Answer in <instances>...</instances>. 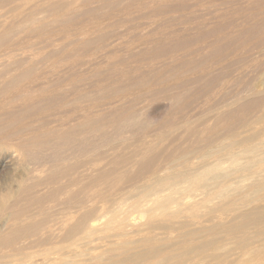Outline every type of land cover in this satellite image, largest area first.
<instances>
[{
	"label": "rangeland",
	"instance_id": "374dc122",
	"mask_svg": "<svg viewBox=\"0 0 264 264\" xmlns=\"http://www.w3.org/2000/svg\"><path fill=\"white\" fill-rule=\"evenodd\" d=\"M246 1L248 2L246 3ZM250 1L252 2L253 0ZM250 1L4 0L2 3L0 2V35L1 33H6L8 36L7 40L0 43V70L6 71L7 69L6 74L3 71H1V73L3 72L4 74L0 73V87H3L2 89L0 88L2 90H0V123L2 127H4L1 128L0 125V133L3 134L2 136L0 134V138L2 139L3 137L5 139H0V142L7 143L12 140L11 143H20L21 141V143H25L24 146L27 149H31L30 146H32V152H35V154L33 153L32 155H35L38 159L40 157L39 160L37 159L38 162H40V160L46 161H42V163L40 162L39 164L37 162L38 165H36L34 164L37 161L36 158L32 160L30 164L33 163L37 171H39L40 166L42 170L45 169L46 166L50 167L54 165L56 167L58 165H66L67 170L70 165L67 170L68 173L64 172L63 176L61 173L54 179V186H56V184L63 185L60 190L61 194L66 191L67 186L69 189L72 187L77 188L80 186L79 183H81L82 180L83 182L85 181L84 179H77L78 185H75L73 181L70 182V179L75 176V172H77L79 168L82 169L83 167H87L90 170L95 169V167L99 165L105 164L107 167L114 165L112 162H115V160L111 154H114V156L118 155V159L116 160L120 162L121 156L127 158V160L122 159L123 164H119L117 163L118 161H116L115 164H117V167H126L128 169L133 166L135 158L137 159L138 157L135 156L136 153L134 152H136L142 144V139H140V137L144 138L143 140H151L155 145L161 143V145L166 148V150L162 148L163 151L159 154L161 155V153H163V156L161 155L163 158L167 154V149L173 150L177 144H182L179 130L186 124H196V127L200 130L201 128H206L208 124V127L211 126L215 121L213 116L216 115H226L225 119L222 117L221 120H219V122L221 121L218 123V125H221L219 127H222L225 123L222 119L227 122V120L237 121L242 118L243 115H245L246 118L254 117L258 109H253L249 111V113H246L244 110L242 112L240 108L241 105L246 102L254 101L256 98L260 97L259 95L263 96L264 94H262L264 91V14L256 13L257 11L255 12V8L259 7L260 4H264V2L260 3L262 0H256V2L253 1L251 3ZM255 4L257 5L255 6ZM229 5L230 7H228ZM247 5L251 7L254 6V8L252 7V9ZM51 7L54 11L49 10ZM39 9L40 11L38 12ZM42 12H45V14L42 15ZM46 12L49 14H46ZM45 15L47 16L45 17ZM32 17L34 19L36 18L34 22H32L34 20ZM40 18L45 20H40ZM254 25L259 26L260 32L257 31L253 33V35L250 29L253 28ZM239 39L243 40L241 41ZM224 44H226V48H224ZM216 45L220 48L221 52H218L220 55L211 59L209 56H211L214 49H217ZM164 48L167 51L164 50V52ZM157 49L158 52H156ZM226 52L229 54L227 53V55H225ZM193 64H196V67L192 66ZM191 66L195 68L186 71L187 73H179L176 78L175 76H173L174 78L171 77L172 72H177L181 68V70H184V67L192 68ZM25 73H27V75H25ZM19 74H22V77L19 76ZM158 77H161L159 78L161 80H159ZM10 78L13 79L11 80ZM167 78L169 80H167ZM15 79L18 82H14ZM12 81L14 82L13 84ZM221 81L223 82L221 83ZM133 82H135L134 85ZM7 84L13 86L9 87ZM116 88H118V90H116ZM249 89L252 91H249ZM30 91L34 92L30 93ZM176 91L178 93L179 91L182 92V94L179 93V95H181V97L183 95L184 97H182L184 101L179 105L180 107H177L175 102H172L174 99H171L174 94H177ZM169 92H172L173 95L172 93H170V95ZM24 93L31 94L33 97L31 95V97L25 95ZM22 94H24V96ZM162 95L165 96L162 97ZM48 98L49 100H47ZM22 99L26 102L25 104H27L28 108L34 106V109L26 110L27 107L23 108L25 104H23L24 102ZM40 99L41 101L39 102ZM44 99L46 101H44ZM36 101L39 103H36ZM168 101H171L174 105H171ZM108 102H112V105H104ZM21 103L23 104V111H26L23 113L24 116L21 113L22 110H18L20 106H22ZM112 107L114 108L111 109ZM101 108L104 109L102 110V114L108 111L107 114H105L108 116L105 117L103 114L101 121L97 120L98 122H96L95 120V124L91 118H93L92 116L96 115V113H101ZM118 109L124 111L122 112L123 114H125V111H129L125 115L132 113L131 115L134 114L138 116L140 113H143L137 120L138 125H141V127L137 124L129 125V127L123 130L122 137L119 141L117 140L118 135H116L114 128L116 126L114 122L117 123V121L114 116H111V118L109 116L110 112ZM3 113H5V117L7 115L8 117L4 118ZM16 113H18V115L21 114L19 116H21V120L23 119V123L20 122L21 120ZM228 114H230V119L227 118ZM13 115H16V117ZM25 115L26 118H24ZM82 115L84 116V120ZM110 115L114 114L111 113ZM17 117L19 119H17ZM85 117L87 119H85ZM1 118H4V120H1ZM78 119H80L79 122ZM153 121H155V124H153ZM171 121L175 124H171ZM81 122L85 126L87 123H90L88 124L89 127L87 125L86 129ZM109 122L111 123L109 124ZM11 123H13V126L9 125ZM75 123L76 125L80 124V127L79 125L76 127ZM111 125L114 126L112 127ZM133 126H135L136 129L138 127L139 133H137ZM78 127H83L82 129L86 130L79 129ZM53 128L66 132L74 129V131H72L77 136L74 135L73 138H70V141L61 143L63 144L62 146L61 144L58 145L59 143L55 144L57 141H54L52 138L53 132L50 129ZM151 128L155 130L152 131ZM76 129L77 134L75 133ZM104 129L106 131H104ZM81 130L82 132L79 133L78 131ZM107 130L110 134H113L110 135ZM130 130H132V133ZM100 131H104L105 134H101ZM42 132L43 134L45 133L47 137H45L46 135H43ZM86 132L88 134L86 135H90L89 137H91L92 140L91 138L89 139V137H87L89 141L86 137L80 139V136ZM219 133L220 131L217 132V134ZM6 134L12 136L8 137ZM19 134L20 136H18ZM49 135L50 137H48ZM41 136H43L42 138H44V140L42 138L40 139ZM83 136H85V134L81 137ZM96 136L98 138H95ZM100 136H102V138ZM182 137L184 138V136ZM75 138L78 140H75ZM85 138L87 140H85ZM103 138H107V140ZM48 139L51 141H48ZM15 140L18 142H15ZM45 140L47 142H45ZM53 141L55 143H52ZM30 142L32 145H30ZM27 143H29V145ZM74 143L79 144L76 145ZM109 143L112 144L109 145ZM118 143H121L120 146ZM56 145L60 148L56 147ZM82 145L84 151L86 150L85 153H83V151L81 152L80 148H82ZM65 146L67 149H65ZM90 146L94 147V149ZM126 146L127 148L124 149ZM61 147H65V151L64 149L62 151L58 150L62 149ZM122 147L123 149H120ZM40 148L42 151L44 150L43 153L40 151ZM68 148H70V151ZM77 148L80 149L77 151V153L80 152V154L78 153L79 155L75 153ZM118 149L122 152H118ZM129 149H131V151H129ZM108 151L111 154L108 153ZM64 152L65 155H59L62 153L64 154ZM130 152H133L135 155L133 153L130 154ZM86 153L89 156L86 155ZM76 154L77 157L72 156ZM47 155H49L48 158ZM66 155L69 156L67 157ZM1 156L2 155H0V157ZM63 157L66 159L60 160ZM74 159L77 162H81V164L83 163L84 166L82 165L81 167V165H79L80 167H78V169L73 166L71 168L72 163L70 162H73ZM159 159L161 158L159 157ZM75 161L73 164H77ZM128 161L134 162L131 163ZM124 164H130V166L127 165V167ZM14 166L15 165L11 163L7 164L0 162V192H6L10 187L15 188L16 181L24 175L20 167ZM30 166L32 165L26 164L27 168ZM122 171L123 169L120 168L116 172L120 173ZM117 173L111 174L107 178H102L99 184L96 182V185L91 186V188H94V186L103 188L106 186L105 183L107 181H112L118 176ZM63 177L65 179H63ZM66 181H68L69 184H67ZM31 182L33 183L34 180L30 179L25 181L27 185H31ZM65 183L67 185H64ZM51 185L53 184H48V186ZM38 186H36V184L32 185L29 187L31 192L26 189L27 193L29 192V195L32 194L33 191L36 193V190L38 191L41 188L40 185ZM102 237L101 234H98V236L96 234L92 239L94 242L91 240L90 244L92 246L97 245L99 242V244H105L106 239ZM90 244H88V246L91 247Z\"/></svg>",
	"mask_w": 264,
	"mask_h": 264
},
{
	"label": "bare ground",
	"instance_id": "6f19581e",
	"mask_svg": "<svg viewBox=\"0 0 264 264\" xmlns=\"http://www.w3.org/2000/svg\"><path fill=\"white\" fill-rule=\"evenodd\" d=\"M2 1L0 2L2 3ZM253 1L256 2V0ZM247 2L248 1H246V3ZM261 2H264V0L260 1V3ZM1 3H0V7H1ZM257 4H255V6ZM228 7H230V5ZM252 7L254 8V6ZM255 9H256L255 12L257 11L256 13L264 14V4L262 5L260 4L259 7ZM49 10L54 11L52 7ZM39 11L40 9L38 10V12ZM44 14L45 12L42 15ZM46 14L49 13L46 12ZM46 16L47 15H45V17ZM35 19L32 22H34ZM40 20H45V19L40 18ZM259 30H260L259 26L254 25L253 28L250 29V32L253 34ZM7 37L8 36L6 35V33H1L0 43L7 40ZM212 41H216V40H212ZM225 45L226 44H224V46ZM218 48L219 47H217V49H214L213 50L214 53L212 52L211 56H209L211 59L220 55L219 53L221 51L220 48L219 49ZM224 48H226V46ZM164 50L166 49L164 48L163 51ZM156 52H158V49ZM227 53L228 52H226L225 55H227ZM195 65L193 64L192 66ZM195 67L192 68L184 67L185 68L184 70H181L182 69L181 68L180 69L181 71L178 70L177 72L174 73L172 72L171 77L175 76L176 78V76L179 73L189 71ZM1 71L3 70H0V73ZM6 71L3 72L6 74ZM27 73H25V75H27ZM22 74H19V76L22 77ZM159 78L161 77H158V79ZM168 78L167 80H169ZM15 81L17 80L15 79L14 82ZM14 82L12 81V84ZM135 82H133V85L135 84ZM211 82L213 83V81ZM222 82L223 81H221V83ZM11 86L13 85H10L9 87ZM118 88H116V90H118ZM250 90L251 89H249V91ZM32 92L30 91V93ZM170 93L172 92H169V94ZM179 93L182 94V92L180 91ZM179 93L177 92V94L174 95L172 93L173 96L171 98L174 99V101L172 102H175L177 107H180L179 105L182 103V101H184L182 100L183 95L181 97ZM263 93L264 91L262 92V94ZM24 94L22 95L24 96ZM25 95L30 96L31 94H25ZM156 95L161 96L159 94ZM163 96L165 95H162V97ZM259 96L260 97L256 98L254 101L248 103L246 102L245 104L241 105L240 108L242 112L244 110V112L246 113H249V111L253 109H258L257 113L252 118H248V117L246 118V116L243 115V117L242 116H241L242 118L239 117L240 119L237 121L227 120L226 122L225 120L222 119V121H224L225 123L224 124L222 123L223 126L219 127L221 126L218 125V123L221 122V121L219 122V120H221L222 117H224L225 119L226 115L223 116L216 115L213 116V118H215V121L211 126L208 127L209 125L208 122L207 123L208 125L206 124L208 128L207 127L201 128L200 130L198 127H196V124L187 125L185 123L186 125H184L182 129L179 130L180 131L179 136L180 138H182V144L181 145L177 144V146H175L173 150L167 149L168 150L167 154L163 158L161 157L163 153H161V155L159 154L161 151H163V149L166 150V148H164L161 145V143L159 145L158 144L155 145L152 143L151 140L150 141H147L146 139L143 140L144 138L140 137V139H142L141 147L139 148L137 147L138 150L136 152L133 151L134 153H136V155L133 152H130V154L133 153L135 156H138L137 159L135 158V163L133 164V166L130 167L131 169L130 168L127 169L126 167H119V166L117 167L116 166L117 164H115L116 161H118L117 163L120 164L122 163V159L127 160V158H123L120 154V156L122 157V158L120 157L121 160L120 162L119 160H116L118 159V155L115 154L116 156H114V154H111L109 151L108 153L113 155V158L115 160V162H112L114 163V165L110 167H107V165L105 164L97 166L98 164L96 163L97 165L96 164L95 165L97 167H95V169L89 170L87 167L86 168L83 167L82 169L79 168L80 169L79 170L78 169V167H80L79 165H81L82 167L83 163L81 164V162L79 161L77 162L74 159V161L77 162V164H73L74 161L70 162L72 163L71 168L73 166L76 169H78V171L77 172L74 171L75 176H73V178L70 179V182L73 181L75 185H78L77 179H81V180L84 179L85 181L83 182L82 180V182L79 183L80 186L78 187L76 186L77 188H73L71 186L72 188L69 189L67 186L66 191L61 194H60V190L63 185L56 184V186H54V179L58 177V175L61 173L63 176L64 175L63 173L67 172L70 165L67 170H66L67 168L66 165L64 166L58 165L57 167L54 165L50 167L46 166V168L44 166L45 169L42 170L40 169L42 168L40 166L39 171H37V168H35L33 165L34 164L38 165L40 162L42 163V161L44 160H40V162H38L40 157L38 159L37 157H35V155L34 156L32 155L33 153L35 154V152H32V148H33L32 146H30L31 149H27L24 146L25 143L23 144L21 143V141L20 143H11L12 140L11 142L6 141L7 143L0 142V155H2L0 157V162L7 164L11 163L15 165L14 167L18 166L23 170V174H24V175L22 174L23 176L16 181L15 188L10 187V189L8 188L6 192H0V264H223V263L264 264V94L263 96L261 95ZM47 100H49V98ZM40 101L41 99L39 100V102ZM44 101L46 100L44 99ZM39 102L36 101V103ZM168 102H170L171 105H174L172 104L171 101ZM25 103L26 102H24L23 104ZM111 103L112 102H108L105 103L104 105L106 104L109 105ZM23 104L21 103L22 106H20V108L18 109V110H22L21 111L22 114L26 112L23 111L24 110L23 108L27 107L26 110H28L34 107L33 106L32 108H28L27 104H25V107H23ZM113 108L114 107H112L111 109ZM102 110L104 109L101 108L100 110L101 113L99 114L96 113V115H93L92 116L93 118L90 117L91 120L94 122L96 120V122H98L97 120L101 121L103 114L105 117L108 116L105 115L107 114L108 111L107 112L105 111L102 114ZM118 110H113L112 112H110V114L113 113L114 115L109 114V116L110 118L111 116L112 117L114 116V118L117 121V123L114 122V124L116 125L114 128L116 131V135H118L117 140L119 141L122 137L123 130L129 127V125H133V124L138 125L137 123L138 117L143 113H140V115L138 116H135L134 114L131 115L132 113L129 115H125L129 111L128 112L125 111V114H123L122 112L124 111H121L122 109L119 111ZM3 114H4L3 115L4 118L8 117V115L5 117V113ZM16 114L18 115V113ZM14 117H16V115ZM4 118H1V120L2 119L4 120ZM19 118L21 120V116H19ZM19 118L17 117V119ZM24 118H26V115ZM227 118L230 119V114L227 115ZM85 119L87 118L85 117ZM22 120L20 122L23 123ZM79 120L80 119H78V122ZM83 120H84V116H83ZM155 121H153L154 122L153 124H155ZM110 123L111 122H109V124ZM172 123L175 124L174 122L171 121V124ZM12 124L13 123L9 125ZM88 124L90 123H87V125ZM77 125H79L80 127V124ZM138 126L141 127V125ZM133 127L137 131V133H139L138 127L137 129L135 128V126ZM1 128L4 127H2L1 125ZM86 129H82V130H86ZM155 129H152V131ZM50 130H52L53 132L52 134L53 140L57 141L56 143L54 141L52 143L55 144L59 143L58 145H60L63 142L70 141L71 140L70 138H73V136L75 135L73 132L74 129H71L68 132L62 130L59 131L54 128ZM82 130L78 132L80 133L82 132ZM104 131L106 130L104 129ZM104 131H100L101 134H105ZM130 131L132 133V130ZM219 131L220 133L217 134V132ZM75 133L77 134V129ZM83 134H85V136L81 137ZM83 134L80 136V139L84 137L87 138L90 136V135L87 136L88 135L87 132ZM2 135L3 134H1V136ZM6 135H8V137L12 136V135L10 136L9 134ZM18 136H20V134ZM97 136L95 138L99 137ZM182 136H184V138ZM42 137L43 136H41L40 139ZM45 137H47V135ZM48 137H50V135ZM100 137L102 138V136ZM86 138L85 140L88 139ZM90 138L91 137H89V139ZM107 138H103V139L107 140ZM2 139L4 138L2 137ZM42 139L44 140V138ZM76 139L77 138H75V140ZM46 140L45 142H47ZM49 140L50 139H48V141ZM15 142L18 141L15 140ZM27 144L29 145V143ZM111 144L109 143V145ZM30 145H32V143ZM58 145H56V147H58ZM62 145L63 144H61V146ZM64 148L58 150L62 151ZM78 148L75 151V153H77V151H79L80 149L81 152L83 151V153H85L86 150L84 151L83 145L82 148L80 149ZM91 148L94 149V147ZM125 148H127V146L124 147V149ZM65 149H67V147ZM68 149L70 151V148ZM120 149H123V147ZM40 151L43 153L44 150L42 151L40 148ZM129 151H131V149H129ZM118 152H122V151H119L118 149ZM78 153L80 154V152ZM77 154L72 156L77 157ZM59 155L60 156L65 155V152L64 154L62 153ZM86 155L88 154L86 153ZM48 156L49 155H47V158ZM66 156L68 157L69 155ZM159 157L161 159H159ZM35 158L36 160L38 159L36 163L30 164L32 160ZM62 159L65 160L66 158L63 157L60 160ZM128 162L132 163L134 161H128ZM26 164L32 166L27 168ZM124 165L127 166L128 164H124ZM128 166H130V164ZM120 168H122L123 171L117 173L116 171L119 170ZM114 173H117L118 176L115 177L114 180L111 179L112 181H107L105 183L106 186H104L103 188L96 186H94V188H91V186L96 185L95 184L96 182H98L99 184L100 183L99 181L102 180V178H107L109 177V175ZM30 179L34 180V182L33 183L31 182L30 183L31 185L29 184L27 185L25 181ZM63 179L65 178L63 177ZM68 181H66L67 184H69ZM66 183L64 185H67ZM35 184L36 186L40 185L41 188L40 189L38 188L39 189L38 191L36 190L37 188L34 189L36 190V193H34L33 191V193L29 195V192H31L29 190L30 189L29 187ZM48 184L49 185L53 184V185L48 186ZM26 189H28L29 191L28 193ZM96 234L97 236L98 234H101L103 236L102 238L106 239L105 244H99L100 242L97 243V245L95 246H92L90 244L91 240L94 238ZM88 244H90L91 247L88 246Z\"/></svg>",
	"mask_w": 264,
	"mask_h": 264
}]
</instances>
